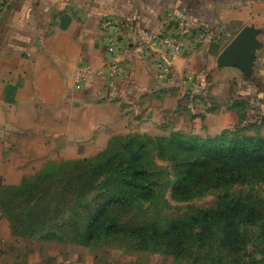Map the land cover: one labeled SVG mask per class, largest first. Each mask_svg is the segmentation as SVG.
<instances>
[{"label":"rangeland","instance_id":"rangeland-1","mask_svg":"<svg viewBox=\"0 0 264 264\" xmlns=\"http://www.w3.org/2000/svg\"><path fill=\"white\" fill-rule=\"evenodd\" d=\"M218 3L232 5L244 17V21L220 23L222 47L237 38L248 39V35L241 34L246 29L255 30V40L242 44L240 56L242 65H251L252 72L245 75V68L235 66L238 69L233 77L235 87L226 102L214 100L206 90V97H197L191 110L187 108L189 111L182 113V109H177L159 125L148 126L147 120H139L132 126L128 120L127 131L123 132V128L114 134L112 129L105 131L97 124L89 127L81 122L72 139L65 137L59 126L61 120L19 108L22 104L16 101L13 77L5 73L0 83V190L11 191L24 181L28 184L20 194L23 196L20 203L10 207L0 205V264H209L213 257L217 258L216 250L211 252L212 256L194 250L175 258L161 245L121 235L87 243L82 233L97 202L92 193L94 184L79 183L73 174L99 153L119 149L129 136L204 139L224 132L231 136H264V20L260 17L264 0H208L203 5L205 12H214ZM128 29L123 28L125 33ZM132 36L125 41L127 45L130 41L138 44L140 37ZM211 73H207V81L216 77ZM79 75L76 87L81 89L85 79ZM105 99L109 100L107 96ZM185 99L189 101L188 95L181 98L178 106L185 108L189 104L182 101ZM219 107L225 110L220 115L223 121L214 113ZM207 113L209 117H203ZM196 116L203 119L195 120ZM148 150L145 163L157 182L156 198L114 213L122 226L155 224L163 230L173 219L186 220L200 208L216 206V191L191 200L173 198L172 161L159 156L153 143ZM85 160L88 162L84 163ZM243 190L241 186L234 188L235 192ZM255 192L263 204L264 185L256 186Z\"/></svg>","mask_w":264,"mask_h":264},{"label":"crops","instance_id":"crops-1","mask_svg":"<svg viewBox=\"0 0 264 264\" xmlns=\"http://www.w3.org/2000/svg\"><path fill=\"white\" fill-rule=\"evenodd\" d=\"M206 1L10 0L0 13V83L9 72L17 88L16 101L22 104L19 108L61 120V132L71 139L81 122L112 129L114 134L123 128L127 131L128 120L132 126L139 120L159 125L177 109L191 110L197 97H206V90L214 100L226 102L238 69L218 62L226 48L218 27L221 22L244 21V17L232 5L221 3L215 4L220 6L218 11L216 7L214 12H205ZM108 17L137 20L138 25L120 32L122 41L132 35L144 39L176 33L183 36L182 49L173 55L165 47L137 49L136 42L130 41L115 53L126 67L124 74L95 75L85 79L80 89L76 82L82 66L97 70L111 58L105 40L108 30L102 27ZM199 31L205 32V38L192 40ZM158 63L168 67L166 78L159 77ZM212 71L216 77L207 81ZM110 82L116 93L112 101L105 99ZM184 95L189 98L182 100L189 103L185 108L178 106ZM224 111L220 107L214 111L221 121Z\"/></svg>","mask_w":264,"mask_h":264},{"label":"trees","instance_id":"trees-1","mask_svg":"<svg viewBox=\"0 0 264 264\" xmlns=\"http://www.w3.org/2000/svg\"><path fill=\"white\" fill-rule=\"evenodd\" d=\"M151 143L159 156L172 161L173 198L191 200L216 191V206L200 208L186 220L173 219L163 230L155 224L122 226L114 213L156 198L157 182L145 163ZM73 177L94 184L97 202L82 233L87 243L121 235L161 245L175 258L194 250L212 256L216 250L209 264H264V203L255 192L264 185V136H129ZM26 184L0 190V205L20 203ZM237 186L244 190L235 192Z\"/></svg>","mask_w":264,"mask_h":264},{"label":"built area","instance_id":"built-area-1","mask_svg":"<svg viewBox=\"0 0 264 264\" xmlns=\"http://www.w3.org/2000/svg\"><path fill=\"white\" fill-rule=\"evenodd\" d=\"M10 4V0H0V13L4 12ZM137 21V20H136ZM136 21L133 18H109L105 20L102 24L103 29H107L105 34V40L107 45V51L111 54V58L107 59L103 66L98 70H92L88 65H83L79 78L84 80L88 77H92L95 73L100 75L110 74L113 77L114 74H124L126 72V67L122 65L119 61H117L115 57V53L118 52L121 47L125 44V41H122L120 38V32L123 30L124 27H132ZM205 32L199 31L197 34L192 36V40L194 41H201L205 38ZM183 45V36L181 34H174V35H153L150 37H146L144 39H140L137 44V49L151 47V46H158V47H165L170 50V52L175 55L178 54ZM113 56V57H112ZM158 67L160 69L159 77L166 78L168 75V67L165 66L163 63H158ZM108 85L111 87H107L106 96L109 100H114L116 98V93L112 88V82Z\"/></svg>","mask_w":264,"mask_h":264},{"label":"water","instance_id":"water-1","mask_svg":"<svg viewBox=\"0 0 264 264\" xmlns=\"http://www.w3.org/2000/svg\"><path fill=\"white\" fill-rule=\"evenodd\" d=\"M248 31L242 32V36L248 35V39L243 40L242 38H237L235 39L230 45L226 46L224 51L221 53L219 56L218 62L220 65H231V66H240L243 67L245 75H250L252 72L251 65H247L240 61V56H241V46L243 43L249 42L250 40H253V36L255 35L254 31L255 30H249ZM255 37V36H254ZM255 40V39H254Z\"/></svg>","mask_w":264,"mask_h":264}]
</instances>
